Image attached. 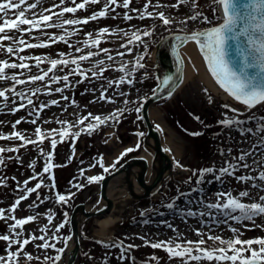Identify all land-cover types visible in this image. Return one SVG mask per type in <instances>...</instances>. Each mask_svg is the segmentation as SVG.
Returning <instances> with one entry per match:
<instances>
[{
  "label": "rangeland",
  "instance_id": "obj_1",
  "mask_svg": "<svg viewBox=\"0 0 264 264\" xmlns=\"http://www.w3.org/2000/svg\"><path fill=\"white\" fill-rule=\"evenodd\" d=\"M30 2H34V0H30ZM79 2L81 0H77V3ZM105 2L106 0H101L100 4L89 5L87 10H79L75 14L66 13L61 19L84 18L95 11H99ZM118 2L122 3V0H118ZM146 2L147 0H132L129 9L113 5L115 11L110 12L108 18L90 21L88 25H66L65 28L69 31L74 28L80 29L75 35L66 37L68 44L57 42L51 44L50 47L25 49L24 52L19 53V55L23 56L47 58L40 65V68L35 67V62L29 60L26 62L32 65L30 72L21 69L6 70L7 75L25 72L24 76H20L21 79H25L27 75L41 74V70H47L50 67V59L61 58L58 55L61 52L67 54L63 58L71 59L86 54L88 51H98L97 48H84L83 52H76V47L83 48V41L88 39L86 33L92 32L93 38H96V33L100 28L108 27L115 30L113 34L102 37L99 45L100 49L108 48L114 60L109 61L106 54L101 52L99 56L80 62V67L86 72L88 79H83L75 74L69 75V81L72 86L65 88L63 93L53 91L52 95H45L43 92L45 82L40 81L34 84L15 85L17 91L23 90L29 95L30 92L28 90L30 88L39 87L42 89L40 94L32 97L34 105L48 103L52 99L60 101L58 105H51L43 109L40 112L37 124L22 122L16 125V131L24 132L31 139H36L34 133L37 126L41 127L43 132H48L51 129H60L62 127L56 121H68L74 125L71 131L76 132L88 123H95L91 119L85 121L84 125L76 123L81 116H86L89 112L94 116L107 117L117 109L123 110V115L119 116L118 121L109 120L91 133L82 132L77 139L69 136L65 138L64 142H58L52 160L53 164L61 165L60 167H55L57 176L55 168H53L55 180L58 179V187H51L50 175L45 173L44 184L49 187H42L38 190V193H32L27 200L21 202L15 212L16 218L20 219L29 215H37V219L26 224L22 229L16 230L21 234L20 238L32 233L37 236L41 235L42 233L39 229L48 224L47 215L49 213L53 215L54 219L49 225L50 230L47 235L52 236L55 226L67 219L68 223L56 235L61 237L72 236L73 229L70 219L74 208L82 203L87 206H94L102 197L99 187L102 181L89 184L86 177L93 175H103L105 177V175L110 174L135 157L149 156L154 153L153 148L146 142L149 137V130L143 118V107L147 101L146 99L160 84L157 62L159 43L170 34H191L194 31H201L221 21L217 19L220 16L218 6L214 5L212 0H198V6L195 10L191 8L190 4L173 9L171 5L176 3V0H152V5L149 6L148 11H152L154 16L146 17L142 20L139 19V15L144 11L143 6ZM53 3L59 4V0H41V6L38 7L37 11L51 7ZM157 4L165 6L156 7ZM66 6L73 5L69 3ZM133 8L140 11H132L131 9ZM213 8H217L215 13ZM53 11L58 12L59 8H54ZM160 11H163L165 16L171 18L174 22L164 25L163 21L155 15ZM194 11H202L208 17V20L211 21V24L203 22L202 19L184 22L188 15L194 14ZM125 13L131 15L133 19H124ZM54 22L58 23L60 21L59 19H54ZM42 31L57 36L64 34L63 29L60 28H46ZM145 31L151 32V35L143 36ZM137 32L141 35L142 42L134 39L133 33ZM31 37H36V39H31ZM23 38L32 43L47 39L46 36L42 35L41 31L24 34ZM130 39L133 40V43L128 44ZM4 43L7 45L11 42L5 41ZM122 44L127 45V48H130L131 51L121 47ZM117 52H124L125 54L117 56ZM139 57H143L140 62L145 67L134 69L136 60ZM161 57H163L164 73H170L171 58L168 55H162ZM0 59H8L9 62H20L18 56H10L5 53H0ZM98 60H103L104 64L96 66ZM121 64L127 65L125 72L116 70ZM74 67L75 65L71 64L66 67L58 66L54 70V74L57 76L69 74ZM101 67L105 69L103 73L99 76H93L92 73L99 72ZM129 71L132 72L130 78L133 83L110 84L111 81H119L121 77H127ZM77 81L82 82L77 83ZM13 85L14 82L11 80L0 81V90L11 89ZM56 87H64V82L51 84L53 90ZM102 93L114 102H109V99H99ZM8 95L9 102L7 107L0 103V134L5 135L13 131L12 125L21 117L26 118V120L35 118L34 115H30V113L34 112V105H29L26 109H21L13 114L9 109L18 106L21 101L11 92ZM63 96H67L68 100H63ZM2 99L0 98V101ZM14 99L16 100L15 105L12 103ZM73 100H75V104L72 103ZM23 102L26 103V101ZM224 105L225 103L215 97L197 75L185 82L173 97L171 96L155 103L156 109L154 110L158 112V115L153 119V125L161 133V137L159 136L161 142H168L169 138L173 139L171 151L173 153L175 151L181 152L182 156L179 157L178 161L183 167H177L176 163L177 170L165 180L158 193L143 199L135 198L131 202H127L124 207L123 220L117 223L116 226L111 225L102 228L98 225L96 218H87V221L80 229V247L77 250L78 254L73 264H185L180 258H169L168 253L163 249L151 248L139 237H144L151 242L168 239L177 240V236L172 238H169V236L180 231L183 234V237L179 238L180 241H198L201 238L194 235L192 230L200 228L205 230L204 232L207 235L204 238L207 243L202 247L210 249L222 245L209 240V236H221L227 240L235 235L231 231L232 228L249 226L247 221L241 222L227 219L222 212L209 210L204 206L206 203L215 202L216 193L226 189L233 191V194L240 190L248 189L252 195L255 193L264 195L262 193L263 190L251 188V182L248 184L239 183L233 176H224L217 181L215 176L218 173H206L201 180L199 170L208 167L219 169L225 166L226 161L235 162L234 158L241 151L251 152L255 148L254 145H257L260 141V137L264 136V133L254 134L256 131L255 126L259 123L260 117H264V105H259L255 109L243 113H233L231 111L233 107L225 108ZM138 108L140 109L139 112H137ZM237 115H239L241 120L245 121L241 126L234 125L231 128H226L219 123L225 117L233 118ZM196 117L200 119L197 120ZM249 117H255V119L249 120ZM45 121L50 122L45 123ZM240 127H252L254 133L241 134L239 131ZM140 132L144 133L143 137L137 135ZM194 132H200L202 135L194 136L190 134ZM56 139L59 141L58 135ZM137 142L140 143L138 150L120 159L114 169L110 168V165L116 162L117 157L125 149L134 147ZM20 143L21 141L19 140H0V147L12 148L19 146ZM246 146L249 147L248 150H245L244 147ZM40 148H43L45 153L52 151L50 138L46 139L42 145L30 144L26 148H20L18 153L6 152L3 154L5 156V165L0 166V178H5L6 184L0 185V208L9 209L15 200L24 194L23 182L25 180H29L28 187H34L39 182L38 180H30V177L35 173L42 172L43 165L46 162L47 158L41 155ZM229 149H231V153H229ZM222 150L223 155L221 154ZM262 152H264V149ZM70 156L72 157L71 159H69ZM9 157H12V159H9ZM100 157L104 159V166L109 167L108 172H104L99 164L96 167H91ZM32 161L36 162L35 168L29 167ZM254 161L256 159L253 155L246 157L244 162L251 167L248 169L240 168L236 175L251 174L256 176L260 170H264V156L260 159V166H255L253 164ZM81 169L86 170L84 177L80 176ZM194 172L196 173L195 175ZM190 177L191 180L189 181ZM198 180L201 182L197 183ZM256 182L261 183L260 181ZM73 184H82L84 187L77 189L73 187ZM192 189H197V191L194 192ZM57 192L65 195L75 193V195L71 196L68 202L64 204L57 202ZM37 196H39V200ZM178 196L179 199H177ZM40 200H43V203H40ZM201 200L204 203H199ZM34 201L39 206L30 209L28 206ZM244 202L252 201L244 198ZM169 203H173L174 207H167ZM188 210L197 213L213 211L214 214L198 215L196 217L188 215ZM6 215H9V213H6ZM189 220L193 222V225L188 223ZM204 221L208 223H203ZM255 221H257L256 225H264V218L258 217ZM12 223L13 221L10 219L0 220V234H10L9 225ZM168 225H171V227ZM176 227L179 229L178 231H176ZM240 233L242 239L264 237V227L255 226L254 230ZM98 241H105L109 244L123 241L125 245L133 244L138 247L126 252L125 255L128 258L122 260L120 258L122 249L119 247H106L105 244ZM40 243L42 241L36 240L25 246L26 253L32 254L33 257H40V259L34 258L28 261L22 253L19 258V264H52V261H46L44 257H55L58 253L52 248L46 250L38 249L35 245ZM50 243H56L57 248L65 247L62 240H53ZM253 247L257 246L253 245ZM17 248V245H13L11 250L15 251ZM8 250L7 243L0 241V255H6ZM153 256L157 257L158 260L151 261ZM187 264H209V262L189 261ZM211 264H215V262H211Z\"/></svg>",
  "mask_w": 264,
  "mask_h": 264
},
{
  "label": "snow or ice",
  "instance_id": "obj_2",
  "mask_svg": "<svg viewBox=\"0 0 264 264\" xmlns=\"http://www.w3.org/2000/svg\"><path fill=\"white\" fill-rule=\"evenodd\" d=\"M73 6H66L67 4ZM101 0H81L77 3V0H59V4L53 3L51 7L42 8V10L37 11L38 7L41 6V0H0V53H5L7 55H15L19 58V63L9 62L8 59H0V81L11 80L14 82V85L11 89L5 88L0 90V98H3L0 103L7 107L9 102L8 93L11 92L16 98H19L21 101L18 106L11 107L9 110L15 114L21 109H26L29 105H34L32 97L41 93L42 89L30 88L27 94L25 91H17L15 85H25V84H34L37 81L45 82L43 92L45 95H52L53 91L56 93H63L65 88L71 87L72 84L69 81V75L75 74L81 76L83 79H88V76L84 70L80 67V62L87 61L92 57L99 56L101 52L106 54L109 61L114 60V57L110 54L108 48L100 49L99 45L101 44V38L105 35H111L115 30H112L108 27L100 28L96 33V38H93V33L88 32L86 36L88 39L83 41V48L77 46L76 52H83L84 48H97L98 51H88L86 54L79 55L71 59L63 58L67 54L59 53L61 57L59 59H50V67L47 70H41V74H31L27 75L25 79H21L20 76H24L25 72H20L18 74L7 75L6 70H26L27 72L31 71L32 65L26 61L32 60L35 62V67L40 68V65L44 63L45 59L41 56H23L19 55L25 51V49H35V48H46L50 47L51 44L57 42H63L68 44V39L75 35L80 29L74 28L72 31H69L65 26H78V25H88L90 21H97L100 18H108L110 12H114L116 7H123L124 9H129L132 0H122V3L118 0H106L103 4V7L99 11L93 12L91 15H88L84 18H69L61 19L64 17V14L71 13L75 14L79 10H87L89 5L100 4ZM212 3L218 6L221 16H218L217 19L221 22L215 24L211 27L203 29L201 31H194L189 35L177 36L176 39L181 42V44L186 43L187 41H194L198 45L200 53L203 55L204 60L207 63V67L210 70L212 76L215 78V81L219 86L224 89L234 100L240 104L246 106L247 109H255L259 105H264V0H212ZM185 4H190L191 8L195 10L198 6V0H176V3L172 4L173 9H178ZM152 5V0H147L144 4V11L139 15V19H145L153 17L154 13L148 11L149 6ZM165 5L157 4L156 7H164ZM54 8H59V11H53ZM132 11L139 12V9H131ZM217 8H213L215 13ZM159 19L163 21L164 25H169L174 21L166 17L163 11H160L155 14ZM115 18V17H112ZM54 19H59L60 22H54ZM124 19L132 20L133 17L124 14ZM202 19L203 22L211 24V21L208 20V17L204 15L202 11H194V14L188 15L187 20H198ZM26 26V27H25ZM46 28H60L63 29V33L59 36L55 34H49L43 32V29ZM33 31H41L42 35L46 36V40H41L37 43H32L25 40L24 34H31ZM123 31V30H120ZM19 34V35H17ZM126 34V33H125ZM151 32H143V36H150ZM133 37L136 41H141V35L133 33ZM31 39H36V37H31ZM5 41L11 43L5 45ZM142 42V41H141ZM133 43V40H129L128 44ZM71 47V45H69ZM121 47L126 48L128 51H131L130 48H127V45H121ZM124 52H117V56H123ZM179 55V53H177ZM143 57H139L136 60L135 68H144V64L140 62ZM182 64L183 61L181 60ZM69 64L75 65L69 74L63 76H57L54 74V70L58 66H68ZM104 64L103 60H98L96 66H101ZM127 69L126 64H121L117 71L125 72ZM133 69V71H134ZM105 69L100 68L99 72H93V76H99L103 73ZM182 71V70H181ZM52 73V75H50ZM132 72L127 73V77H121L119 81H111L110 84H123L127 82L128 84L133 83V80L130 78ZM171 77H167L164 80V83H168L171 80ZM64 82V87H56L54 90L51 88V84ZM82 81H77V83ZM106 91V90H105ZM63 100H68L67 96L62 97ZM99 99H109L104 93L101 94ZM23 101H26L24 103ZM109 102H114L109 99ZM13 105L16 104V100H12ZM60 103L57 99H52L48 103H40L34 105V112L30 115H34L35 118L31 120H26V118L21 117L16 120L12 125L13 131L9 134H0V140H19L21 141L20 145L12 148L0 147V166L5 165V156L3 155L6 152H19L20 148H26L28 145H42L46 139L50 138V146L52 151L45 153L43 148H40L39 151L42 156L46 157V162L43 165L42 172L35 173L30 180H38L34 187H28L29 180L23 182V192L24 194L20 195L15 202L11 205L9 209L0 208V220H12L13 223L9 225L10 234H0V241L7 243L8 251L6 255H0V264H19V258L23 253L25 258L28 261L33 260L34 258L39 260L40 257H33L32 254L25 252V246L29 245L33 241L39 240L42 241L40 244L35 246L38 249H55L58 253L55 257L45 256L44 260L52 261V264H57L62 258L65 248L67 247L68 241L72 240V236L61 237L57 236L56 233H59L60 229L65 227V224L68 223L67 219L55 226L52 236H48L49 225L52 223L54 217L51 213L47 215L48 224L44 225L39 231L42 233L37 236L34 233L29 234L24 238H20L21 234L17 232V229H22L26 224L33 222L37 219V215H29L26 218H16L15 212L20 206L21 202L27 200L32 193H38V190L42 187H49L44 184V174L48 173L52 181L51 187L55 188V176L53 174V168L60 167L61 165H55L52 163L55 149L58 142H64L65 138L71 136L73 139L79 138L82 132L91 133L96 130L100 125L107 123L109 120L118 121L119 116L123 115V110L117 109L111 115L107 117H101L99 115H93L91 112L86 116H81L77 120V124L84 125L85 121L91 119L95 123H88L79 131L72 132L71 129L74 127L72 123L68 121L58 120L56 123L62 125L60 129H51L48 132H43L41 127L37 126L35 128L34 135L36 139H31L24 132L16 131V125H19L22 122H28L33 125L37 124L39 119L40 112L50 107L51 105H58ZM75 104V100L72 101ZM127 103V101H125ZM225 108L230 106L225 104ZM140 109H137L139 112ZM233 113H237L236 108H231ZM142 119V117H140ZM199 120V117H196ZM255 117H249V120H254ZM50 121H45L48 123ZM219 123L226 127L231 128L232 126H241L245 121L239 118V115L220 120ZM159 127V126H157ZM255 133L252 127L243 128L240 127L239 131L241 134L244 133H264V117H260L259 123L255 126ZM191 135L198 136L202 135L200 132L190 133ZM59 136V141L56 139V136ZM140 137L144 136L143 132L137 134ZM107 142V141H105ZM260 147H264V136L260 137L258 142ZM256 145H254L255 147ZM140 148V143L134 147H129L125 149L119 157H117L116 162L110 165V168L114 169L116 163L119 162L124 156L129 153H132ZM231 153V149L228 150ZM223 155V150L221 151ZM74 155V153H73ZM252 152L241 153L234 158V161H226L225 166L216 169L215 167H208L199 170L201 180L203 179L204 174L206 173H218L215 176L217 181L221 180L224 176H233L239 183L248 184L251 182L250 187L257 190H264V170H260L256 176L251 174L249 175H236L237 171L240 168L248 169L251 166L244 162L246 157L251 156ZM72 157L70 156L69 159ZM12 159V157H9ZM244 162V163H241ZM35 161H32L29 164V167L35 168ZM97 164L103 168L104 172L109 171V167L104 166V159L100 157L96 163L92 164L91 167H96ZM177 167H183L177 161ZM85 169L80 170V176L84 177ZM196 173L194 172V175ZM105 177L103 175H93L86 177L89 184L102 181ZM15 179V177H13ZM191 177L189 178V181ZM260 181L261 183H257ZM201 181L198 180L197 183ZM6 184L5 178H0V185ZM73 187L81 189L84 187L82 184H73ZM192 191H197V189H192ZM75 193L60 194L56 193L57 202L66 204L71 196ZM183 195V193H181ZM244 198H248L252 202H244ZM39 200V196H37ZM179 199V196L177 197ZM40 203H43V200H40ZM199 203H204L203 200ZM39 205L34 201L28 207L34 208ZM209 210H215L222 212L227 219L235 221H252L254 222L257 217L264 218V195H260L258 200L252 196V193L248 190H240L236 194H233L231 190H224L216 193L215 202H209L204 205ZM169 208H173L174 204L169 203L167 205ZM9 213V215H6ZM188 215H213V211L208 213L204 212H195L188 210ZM66 215V214H65ZM171 227V225H168ZM257 227H264V225H256ZM231 231L235 233L232 238L227 240L223 239L221 236H209V240L218 242L220 247L214 248H205L202 247L207 242L204 239H199L198 241L186 240L180 241L177 240H159L156 242H151L144 237H139L144 240L145 244L150 246L153 249H163L169 255V258H180L182 261L187 264L189 261L202 262L206 261L211 264H264V237H257L251 239H242L240 230L237 228H232ZM198 236H202V233L197 232ZM63 241L65 247H56V243H50V241ZM99 243L105 244L106 247H119L122 249L121 259H127L125 255L130 249L138 247L137 245L127 244L125 245L123 241L107 243L105 241H98ZM13 245H17V250H11ZM256 245L257 247H253ZM158 258L153 256L151 261H157Z\"/></svg>",
  "mask_w": 264,
  "mask_h": 264
},
{
  "label": "bare ground",
  "instance_id": "obj_3",
  "mask_svg": "<svg viewBox=\"0 0 264 264\" xmlns=\"http://www.w3.org/2000/svg\"><path fill=\"white\" fill-rule=\"evenodd\" d=\"M179 50L181 59L183 61V72L178 85L175 87V93L181 88V86H183L185 82L197 75L203 84H205V86H207L212 91L215 97L222 100L225 104L236 108L239 113L252 110L247 109L246 106L234 100L227 92L224 91V89L219 86L208 69L203 55L199 51L198 45H196L194 41H187L186 43L181 44ZM171 71L174 72L172 68ZM171 75L172 73L170 72L169 76L166 75L164 78L170 77ZM154 109H156L155 104L150 108V118L152 121L158 115V112ZM154 131L155 134L161 137V133L158 131V129H155ZM154 141L153 134H150L146 142H148V144L153 148L154 153L149 156L139 157L146 158L147 160L145 161H148L147 172L145 173L144 178L143 174L146 167L143 159H137V162H132L127 170L116 174L114 177H111L107 181L106 195L104 197L102 196L94 206H87L86 210L81 206L77 208V212L75 218L72 220V223L78 225V230H80L82 225L87 221L86 218H88V216L85 212L102 213L107 210L108 213H106L105 216L96 219L98 225L102 228L111 225L116 226L117 223L123 220L125 210L124 207L127 202H131L135 198L143 199L160 191V188L164 184L165 180L177 170L176 163L182 154L179 151H175V153L171 151V144L174 142L172 138H169L168 142H161L160 147ZM244 148L245 150H248L249 147L246 146ZM254 149L251 151L252 155L256 159L253 164L255 166H260V159L264 156V152H262L264 147H260L259 144H257ZM262 193L264 194V190ZM258 195L260 194L255 193L252 196L257 199ZM195 216L198 217V215ZM206 222L207 221H204L203 223ZM247 222L249 224L248 227L237 229H239L242 233H246L249 230H254L257 221ZM188 223L193 225V222L190 220ZM178 230L179 229L176 227V231ZM198 231L202 233V236H199L200 238L204 239L207 237L204 232L205 230L203 229L195 228L192 230L194 235H197ZM185 235L187 236V234ZM176 236L177 238H180L183 237V234L178 231L177 233L169 236V238ZM78 240L79 242L81 241V230L79 233V238L74 231L72 234V240H70L67 250L65 251L66 256L63 257L58 262V264H67V261L75 259L77 250L79 249Z\"/></svg>",
  "mask_w": 264,
  "mask_h": 264
},
{
  "label": "water",
  "instance_id": "obj_4",
  "mask_svg": "<svg viewBox=\"0 0 264 264\" xmlns=\"http://www.w3.org/2000/svg\"><path fill=\"white\" fill-rule=\"evenodd\" d=\"M185 35H189V34L173 33V34H170L169 36H167L166 38H164L160 42V44L158 46V55H157V57H158V60H157L158 71H159V75H160V85L158 88H156L157 90L155 91L153 96H151L148 99V101L146 102V104L144 106V116L146 119L145 121L147 122L150 133L154 135L155 141L159 147L161 146V141H160L159 137L157 135H155V131H153L154 128H153V125H152V123L150 121V117H149V107L156 100L171 95L173 93V91L175 90V87L178 85V83L181 79V76H182V72H183V66H182L183 63L182 64L180 63V61L182 60L181 56H180V50H179L181 47V42L179 40H177L176 37L177 36L182 37ZM177 53H179V55H177ZM162 55H164V56L168 55L169 58H171V68L174 70V72L171 71L172 75L170 77L172 79L169 80V82L166 84H164V79H165L164 77L166 75L169 76V73H164V71H163L164 69H163V65H162V58H163V57H161ZM135 161L137 162V159ZM144 161H145V159H144ZM144 163L146 164V168H145V172L143 174V178H144L145 173L147 172V167H148L147 161H145ZM128 168H129V163L125 164L124 166L119 168L117 171L111 173L110 175H107V177L104 178V180L100 186L103 196L106 195L107 180L110 177H113V175L116 176V174H119L122 171L124 172ZM82 207L85 209L86 208L85 204H82ZM77 208H79V207H77ZM77 208H75L71 220H73L75 218ZM106 212L107 211H104L102 213H94V214L89 213V212L88 213L85 212V213L88 217L97 216L99 218V217H102L103 215H105ZM72 227H73V230L75 231V233L77 234V237L79 238V230H78L79 227H78V225L72 223ZM78 244H79V240H78ZM68 262H69L68 264H73V260L68 261Z\"/></svg>",
  "mask_w": 264,
  "mask_h": 264
}]
</instances>
